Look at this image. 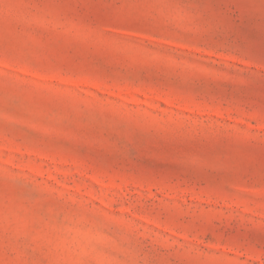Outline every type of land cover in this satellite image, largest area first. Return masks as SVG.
I'll use <instances>...</instances> for the list:
<instances>
[{
	"label": "rangeland",
	"instance_id": "374dc122",
	"mask_svg": "<svg viewBox=\"0 0 264 264\" xmlns=\"http://www.w3.org/2000/svg\"><path fill=\"white\" fill-rule=\"evenodd\" d=\"M0 264H264V0H0Z\"/></svg>",
	"mask_w": 264,
	"mask_h": 264
}]
</instances>
